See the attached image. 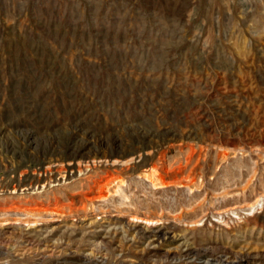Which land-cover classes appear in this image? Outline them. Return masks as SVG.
Returning a JSON list of instances; mask_svg holds the SVG:
<instances>
[{"label":"rangeland","instance_id":"374dc122","mask_svg":"<svg viewBox=\"0 0 264 264\" xmlns=\"http://www.w3.org/2000/svg\"><path fill=\"white\" fill-rule=\"evenodd\" d=\"M264 264V0H0V264Z\"/></svg>","mask_w":264,"mask_h":264},{"label":"bare ground","instance_id":"6f19581e","mask_svg":"<svg viewBox=\"0 0 264 264\" xmlns=\"http://www.w3.org/2000/svg\"><path fill=\"white\" fill-rule=\"evenodd\" d=\"M231 264H235V263H231Z\"/></svg>","mask_w":264,"mask_h":264}]
</instances>
